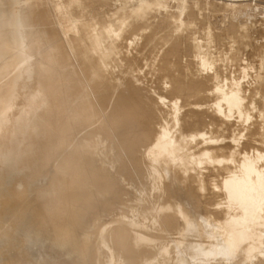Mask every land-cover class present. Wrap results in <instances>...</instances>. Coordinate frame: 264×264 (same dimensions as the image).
Listing matches in <instances>:
<instances>
[{
    "label": "bare ground",
    "instance_id": "obj_1",
    "mask_svg": "<svg viewBox=\"0 0 264 264\" xmlns=\"http://www.w3.org/2000/svg\"><path fill=\"white\" fill-rule=\"evenodd\" d=\"M116 1L111 17L68 29L64 12L108 1L0 0V217L15 228L0 264H264V43L251 82L244 63L222 74L219 48L222 33L235 42L249 27L264 40V0ZM189 1L226 12L228 28L202 12L193 32ZM143 67L153 90L138 82ZM92 187L121 189L133 214L122 218L118 191V224L91 244L102 209L88 204L107 199Z\"/></svg>",
    "mask_w": 264,
    "mask_h": 264
},
{
    "label": "rangeland",
    "instance_id": "obj_2",
    "mask_svg": "<svg viewBox=\"0 0 264 264\" xmlns=\"http://www.w3.org/2000/svg\"><path fill=\"white\" fill-rule=\"evenodd\" d=\"M45 1H48V3H51V4H53L54 2H62V1H64V0H43V2H45ZM105 2H106V0H104ZM108 2H106L105 3V6H98L97 8V10H96V8H92L91 6H89L88 5V3H89V1H86V2H88L87 4H86V6L85 7H83V11H81V9L79 8V10L78 11H81V13H83V12H85V13H83V14H81L80 13V17H78L79 16V12H77V16L75 15V16H71L70 14H66L65 15V12L62 14V15H60V19H61V22H62V24H63V26L65 27V28H71V23L72 22H75L77 25L79 24V23H82V22H84V21H86V22H88V21H91V20H93L94 18L93 17H95V16H97V14H96V12L98 11V10H102V11H100V13H99V15L103 18V16H104V18H108V17H111L112 16V14H111V12H113L114 11V8L116 9L117 7H120V6H118L119 4L121 5V3L118 1H116V0H107ZM113 1V2H112ZM190 1H193V0H190ZM189 1V2H190ZM201 1H203V0H201ZM116 2V4H114ZM200 2V1H199ZM110 4V5H109ZM112 4V5H111ZM116 5H117V7H116ZM192 5V3L190 2L189 3V7H188V10L190 11V10H193L192 8H194V10L193 11H197L196 9L197 8H195V7H190ZM218 5H220V3L218 4ZM114 6V7H113ZM92 9H91V8ZM108 7V8H107ZM110 7V8H109ZM86 8H90L89 10L88 9H86ZM103 8H106L107 10H109L108 12H107V10L106 9H103ZM85 9L86 10H88V11H85ZM94 9H95V11H94ZM105 10V12L107 13V16H105L106 15V13L105 12H103ZM113 10V11H112ZM200 9H198V11H199ZM205 11L203 12V10L201 11V12H194L195 14H193V16H194V19L192 20V22L193 23H195V26H193V24H191V29H192V31L194 32V31H196L197 33H199V35H201V34H203L201 31L203 30V24H201V22H200V24H199V21L200 20H202V23H205V22H207L208 24L210 23L211 24V26H212V23H214V25L212 26V27H218L220 24V27H221V29H220V27H219V30H222V28H228V26H229V24H230V22H231V19H228V18H230L229 17V15L226 13V12H223V11H216L215 13H211V10H210V13H209V11H208V9H204ZM206 11H207V15H206ZM95 13L96 15H93L92 16V14L93 13ZM101 12H103L104 14H102ZM202 12H203V15H204V13H205V15H204V17L205 18H207V21H205L206 19H204V21H203V16H201V18H200V16L198 17V15H201L202 14ZM213 12V11H212ZM219 12V13H218ZM225 13V14H224ZM109 14V15H108ZM89 15V16H88ZM98 15V16H99ZM103 15V16H102ZM111 15V16H110ZM195 15H197V16H195ZM82 16V17H81ZM84 16H86V17H84ZM193 16H192V18H193ZM210 16V17H209ZM222 16V17H221ZM226 16L228 17V18H226ZM90 17V18H89ZM203 17V18H202ZM89 18V19H88ZM196 18H198V20L196 19ZM86 19V20H85ZM195 19H196V21H195ZM223 19H225L224 21H225V23L222 25V21H223ZM88 20V21H87ZM214 20V21H213ZM222 20V21H221ZM229 20V22H227ZM198 21V22H197ZM196 22H197V24L199 25L198 26V28H197V25H196ZM218 22V23H217ZM227 23H228V25H227ZM52 24H54L53 22L50 24L51 25V27L53 26ZM216 24H218V26L216 25ZM216 25V26H215ZM264 25V24H263ZM192 26L195 28H192ZM262 25H257V28H259V27H261ZM199 27H201L202 29L199 31L198 29H199ZM218 29V28H217ZM253 29V28H252ZM252 29L249 27V28H247V29H245L244 30V33H243V36H241V37H239V38H235V42H231L230 41V37H229V35L227 34V33H222L221 34V43H222V45L220 44V47L219 48H221V55H223V57H224V59H225V61H224V66L222 67V74L223 75H229L231 72L233 73V74H237L238 72H239V67L241 66V65H249V66H253L254 67V70H252L251 72H250V75L251 74H255L256 73V71H258V69H260V65H261V62H262V60H261V57H260V55H259V52L257 51V50H259V47L264 43V40L263 39H261V37H259V38H257V36L255 35V37L257 38V39H254L253 38V35H254V33H253V31H252ZM198 30V31H197ZM216 30V29H215ZM223 30H225V29H223ZM69 32H71V33H76L77 34V32L75 31V30H68ZM248 31V32H247ZM252 31V32H251ZM204 32V31H203ZM247 32V33H246ZM253 35H252V34ZM196 35H198V34H196ZM246 35V36H245ZM250 35H251V38H250ZM227 38V39H226ZM224 39H225V41H224ZM240 41H239V40ZM228 40V41H227ZM257 40H258V43H257ZM2 40H1V38H0V42H1ZM243 41V42H242ZM249 41V42H248ZM260 41V42H259ZM224 42V43H223ZM230 42H231V44H230ZM233 43H234V45H233ZM239 43H240V45H239ZM245 43L248 45V47L245 45ZM219 44H218V46H219ZM225 44V45H224ZM237 44V45H236ZM253 44H254V47H253ZM232 45V46H231ZM257 45H258V47H257ZM222 46H224V47H222ZM243 46H244V48H243ZM251 46L254 48H251ZM122 47H124V46H122ZM120 48L119 49V51L120 52H122V54H118V56L117 57H119L120 58V56L121 55H123L125 52H127V48L125 49V48ZM234 47V48H233ZM247 47V48H246ZM218 48V47H217ZM224 48V49H223ZM229 48H233L232 50H229L228 51V49ZM241 48V49H240ZM246 48V49H245ZM123 50V51H122ZM125 50V51H124ZM241 52V53H240ZM251 52H253V53H251ZM236 53H239L238 55H236ZM127 54V53H126ZM255 54H256V56H255ZM129 55H131V53H129ZM225 55H226V57H225ZM232 55V56H231ZM252 55V56H251ZM259 55V56H258ZM185 56H187V55H185ZM255 56V57H254ZM230 57V58H229ZM184 58H188L189 60L191 59V58H189L188 56L187 57H184ZM186 60V59H185ZM189 60H186V61H189ZM230 60V61H229ZM238 60V61H237ZM243 60V61H242ZM240 61H242V62H240ZM232 63L234 64V65H232ZM241 63H244V64H241ZM251 63H252V65H251ZM228 64H230V65H228ZM241 64V65H240ZM231 65H232V67H231ZM263 65H264V62H263ZM116 65H113L112 66V70L116 73V72H118V67L116 66ZM228 66V67H227ZM140 67V66H139ZM226 67V68H225ZM230 67V68H229ZM115 68L117 69V71H115ZM235 68H237V69H235ZM136 69H138V67L136 68ZM229 69H230V71H229ZM145 70V71H144ZM148 69L146 68V67H143V69H141V72H135V73H137V75L139 76V74H140V77L141 76H143L145 73V76L146 77H141V79L140 80H138V82L139 83H142V81H143V79H147V80H144V82L143 83H145V85L147 84H149L148 86H146V88L147 89H150V90H153V89H151V88H153V87H151V86H155L154 85V80H155V75L152 73H150L149 71H148V73L146 72ZM263 70V71H262ZM261 73L262 74H264L263 72H264V69H263V66H262V69H261ZM254 72V73H253ZM134 73V72H133ZM134 73V74H135ZM143 73V74H142ZM261 74V75H262ZM136 75V74H135ZM150 75H153V77L151 76V78H150ZM253 75H251V79H249V81L250 80H252V76ZM148 77V78H147ZM150 78V79H149ZM149 81H150V83H149ZM147 82V83H146ZM152 82V83H151ZM251 82V81H250ZM144 85V84H143ZM144 85V86H145ZM256 87V84H252V86H251V88L252 89H255V87ZM258 97H257V99L258 98H260V96L259 95H257ZM200 99H202V98H197V102H199V101H201ZM194 101H196V99L194 98L193 99ZM202 101H203V99H202ZM98 121H101V119L99 118V119H97V120H95L94 122H96V123H94V124H96V125H93L92 126V124L90 125V126H86V129H84V130H82L81 131V133H83V132H85V130H86V132L88 131V128L89 129H92V128H94V126L96 127V126H98L101 122H98ZM98 122V123H97ZM100 137H102V136H100ZM103 139H105V137H103ZM134 170V169H133ZM4 172H2L1 173V176H2V174H3ZM137 173H140V175H139V177H142L143 176V173H142V171L141 172H137ZM131 174L132 175H135V173H134V171H132L131 172ZM141 174H142V176H141ZM3 176H4V174H3ZM134 178V177H133ZM44 180V181H43ZM46 178H44V179H42L41 181H40V185H43L42 183H46ZM123 185H124V187L125 188H127V189H129V190H131L132 188L129 186V180L128 179H124L123 181ZM125 182V183H124ZM126 184V185H125ZM146 187H147V190L148 189H150V187H151V184H150V182H149V180L147 179L146 180ZM93 189H95V190H92L93 191V194L95 195V197H96V199H98V197L96 196L97 195V193H99L100 192V196H101V194L104 196V197H102V200H103V198H105V196H106V198L107 199H104L103 200V202H104V206H103V202H102V200L100 201V202H102L101 204H100V206H98V203H99V200H98V202L96 203L97 205H95V202H96V200L95 199H93V201H92V193H89L90 195H91V197L89 198V196H87L88 197V199H91V200H89L90 202V204H88V207L89 206H91V207H96V210H97V212H98V210L101 212V210L100 209H102V213L104 214V215H102V213H98V216L100 217H96V215H94L95 216V218H93L94 216H86V217H83L84 219H85V221L87 222V228L89 227V223L88 222H90V224H91V227H93V225H94V228L93 229H88L89 231H90V233L92 234H90L89 233V231L88 230H86V231H88V235H87V238H88V241H89V239L91 238L93 241H91V244H92V242H95L96 241V237L97 236H94V235H98V232L100 231V229L102 228V229H105V228H107V230L108 229H112V228H108V227H111L112 225L114 226V224L116 225V224H118V222L116 223L114 220H113V218L117 221L118 220V218L116 219V216L118 217V216H120V218H121V212H122V218H123V215L125 214V215H127V217H129V216H132V214H133V212L131 211L132 210V208H131V201H130V197L128 196V195H123L121 192V189L120 190H118L117 188L115 189V187L113 188V187H110V188H108V189H104V188H102V187H100V188H102V189H100L99 187H92ZM96 188H97V190H96ZM98 188H99V192H98ZM110 189V190H109ZM90 190V189H89ZM91 191V192H92ZM106 191H110L108 194H110L111 195V197L109 196L108 197V195H107V192ZM114 191H115V193H114ZM117 191V192H116ZM118 191L121 193H118ZM148 191H151V190H148ZM89 192V191H88ZM87 192V193H88ZM94 192H96V194L94 193ZM113 193V194H112ZM118 193V194H117ZM88 194V195H89ZM106 194V195H105ZM114 194H117V196H119L120 195V197H122L121 198V200L123 199V201L125 202V205L123 204V205H121V212H120V210H118V208L120 209V205H119V207L117 208L116 206H118V203H120L119 201H121V200H118V197L114 200V201H112V198H115V196L116 195H114ZM154 194H156L155 193V191H154V193H153V191H152V194H151V192H150V198L152 199V196L154 195ZM113 195V196H112ZM170 195H174L175 196V191L172 193H170ZM98 196H99V194H98ZM99 196V197H100ZM94 197V196H93ZM0 198H2V197H0ZM101 198V197H100ZM109 199H110V201H109ZM120 199V198H119ZM106 200V201H105ZM107 200H108V203H107ZM118 201V203H117V201ZM127 200V201H126ZM111 201H112V203H111ZM161 201H163V198H160V202ZM116 203V205H114L115 203ZM93 203V204H92ZM106 203L108 204V205H106ZM111 205H110V204ZM121 204H122V202H121ZM110 205V206H109ZM112 205H114V206H112ZM130 205V206H129ZM103 206V208H101ZM88 207H86V208H84L83 209V211H82V213L84 212V214L85 215H87V212H86V210L87 211H89V208ZM97 207H99L100 209H97ZM113 207V208H112ZM115 207V208H114ZM129 208V209H128ZM105 209H109L110 210V212H109V210H108V214H107V210H106V212H105ZM114 210L116 211V210H118L119 212H114ZM130 210V211H129ZM124 211V212H123ZM105 212V213H104ZM130 213V214H129ZM83 214V215H84ZM111 214V215H110ZM117 214V215H116ZM108 215H110V216H108ZM88 217V218H87ZM105 217H106V220H105ZM127 217H126V219H127ZM91 218V219H90ZM92 218L94 219L93 220V222L95 221V223H93L92 222ZM3 220V222H0V225H3V226H0V241H1V250L3 249V251H2V254H3V256L4 257H7V256H10V255H12L13 253H11V252H13V251H15V248H13L14 246H12V241H10L11 240V235H12V233L15 231V228H14V225L13 224H11L12 223V221L10 222V220L11 219H7V217H0V221H2ZM8 220V221H7ZM113 220V221H112ZM97 221V222H96ZM109 221V222H108ZM150 222H151V219L150 218H148V219H146L145 221H144V226H143V228L144 229H150V226H149V224H150ZM3 223V224H2ZM92 223H93V225H92ZM107 223H109V224H107ZM114 223V224H113ZM146 223V224H145ZM148 223V224H147ZM6 224V225H5ZM98 224V225H97ZM101 224V225H100ZM105 224V225H104ZM145 225H146V227H145ZM97 228H96V227ZM104 226V227H103ZM106 226V227H105ZM10 227V228H9ZM85 227V229H87ZM90 227V228H91ZM148 227V228H147ZM3 228V229H2ZM6 228V229H5ZM14 228V229H13ZM84 228V227H83ZM2 229V230H1ZM5 229V230H4ZM84 229V230H85ZM97 229V230H96ZM101 229V230H102ZM4 230V231H3ZM8 230V231H7ZM92 230H94V231H92ZM95 230H96V232H95ZM107 230L105 229V231L107 232ZM2 231V232H1ZM110 230H108V232H109ZM8 232V233H7ZM95 234H94V233ZM107 232V233H108ZM6 233V234H5ZM11 233V234H10ZM4 234V235H3ZM5 235H9L8 237L6 236V238H5ZM94 236V237H93ZM174 236H176L175 234H173V233H165V239L166 240H170V238H172V237H174ZM108 234L106 235V238L108 239ZM6 240H5V239ZM110 239V241L109 242H111V238H109ZM10 241V243H8ZM6 242V243H5ZM90 242V241H89ZM96 244V243H95ZM4 245H5V247H4ZM94 245V244H93ZM13 249V250H12ZM9 250V251H8ZM5 254H7V255H5ZM97 258V257H96ZM96 258H95V256L93 257V259H92V263L94 264V261H95V264H97L98 262H99V259H97L96 260ZM95 259V260H94ZM94 260V261H93ZM98 261V262H97ZM99 264H100V262H99Z\"/></svg>",
    "mask_w": 264,
    "mask_h": 264
}]
</instances>
